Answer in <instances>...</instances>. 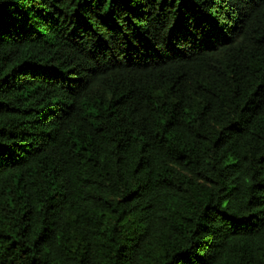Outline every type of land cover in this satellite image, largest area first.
Instances as JSON below:
<instances>
[{"label": "trees", "instance_id": "16d2710c", "mask_svg": "<svg viewBox=\"0 0 264 264\" xmlns=\"http://www.w3.org/2000/svg\"><path fill=\"white\" fill-rule=\"evenodd\" d=\"M0 264H264V0H0Z\"/></svg>", "mask_w": 264, "mask_h": 264}]
</instances>
